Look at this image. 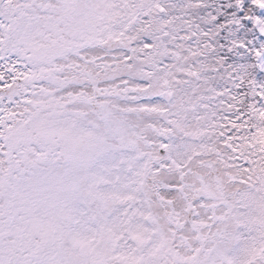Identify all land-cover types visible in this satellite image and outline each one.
<instances>
[{
  "label": "snow or ice",
  "instance_id": "snow-or-ice-1",
  "mask_svg": "<svg viewBox=\"0 0 264 264\" xmlns=\"http://www.w3.org/2000/svg\"><path fill=\"white\" fill-rule=\"evenodd\" d=\"M0 264H264V0H0Z\"/></svg>",
  "mask_w": 264,
  "mask_h": 264
}]
</instances>
